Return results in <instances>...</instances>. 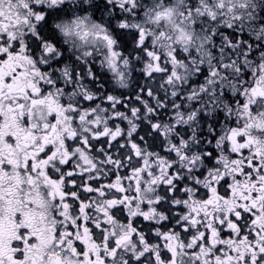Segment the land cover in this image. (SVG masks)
Returning <instances> with one entry per match:
<instances>
[{
	"label": "snow or ice",
	"instance_id": "obj_1",
	"mask_svg": "<svg viewBox=\"0 0 264 264\" xmlns=\"http://www.w3.org/2000/svg\"><path fill=\"white\" fill-rule=\"evenodd\" d=\"M0 264H264V0H0Z\"/></svg>",
	"mask_w": 264,
	"mask_h": 264
}]
</instances>
